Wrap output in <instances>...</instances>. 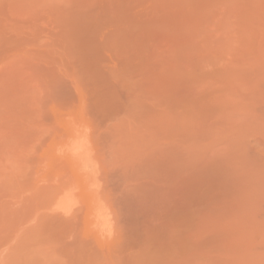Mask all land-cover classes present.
Instances as JSON below:
<instances>
[{"label":"rangeland","instance_id":"rangeland-1","mask_svg":"<svg viewBox=\"0 0 264 264\" xmlns=\"http://www.w3.org/2000/svg\"><path fill=\"white\" fill-rule=\"evenodd\" d=\"M0 264H264V0H0Z\"/></svg>","mask_w":264,"mask_h":264},{"label":"bare ground","instance_id":"bare-ground-1","mask_svg":"<svg viewBox=\"0 0 264 264\" xmlns=\"http://www.w3.org/2000/svg\"><path fill=\"white\" fill-rule=\"evenodd\" d=\"M96 67V66H95ZM96 69H98L97 67H96ZM96 69L94 70L93 69V71L95 72L96 71ZM97 73V72H96ZM98 75H100V74H98ZM100 77V76H99ZM99 77L97 76V78L99 79ZM97 81H103L102 80V77H101V80H97ZM100 84L102 85V82H100ZM105 85V83H103V86ZM97 90H99L100 91V89H99V87L97 88ZM106 91V90H105ZM97 92V91H96ZM101 93H102V95H103V93L104 92H102L101 91ZM106 93V92H105ZM98 94V93H97ZM94 95H95V93H94ZM115 95V94H114ZM113 95V96H114ZM99 96H101V95H99ZM104 96H106V94L104 95ZM104 96H101V99L104 97ZM110 96V98L112 99V96L111 95H109ZM95 97H96V95H95ZM105 98V97H104ZM115 98H116V96H115ZM96 99H99V97L97 98L96 97ZM106 100H107V97H106ZM105 100V101H106ZM116 100H117V98H116ZM116 100H115V102H112V103H116ZM112 101V100H111ZM111 101H110V103H111ZM98 102V101H97ZM108 102V101H107ZM106 102V103H107ZM101 104V103H100ZM108 104V103H107ZM119 104V103H118ZM102 106V105H101ZM106 107H107V105H105ZM117 106V105H116ZM97 107H100V106H97ZM109 107V106H108ZM107 107V108H108ZM104 108V107H103ZM111 108H113L112 106H111ZM116 108H118V107H116ZM109 109V108H108ZM108 109H106V110H108ZM100 110H101V107H100ZM106 110H104V111H106ZM113 110V109H112ZM104 113V112H103ZM110 113V112H109ZM114 113H112L110 116H112ZM117 114V113H116ZM107 113H106V116H109ZM112 118V117H111ZM114 119V118H113ZM115 122H117L116 120H114V123ZM120 122H122V121H120ZM116 124V123H115ZM120 124V123H119ZM114 126V125H113ZM117 126V125H116ZM115 127V126H114ZM114 127H113V129H114ZM117 128V127H116ZM119 128V127H118ZM64 130V129H63ZM70 131V130H69ZM72 131V130H71ZM74 131V130H73ZM77 131V130H76ZM114 131H115V129H114ZM74 133V132H73ZM73 133H71L70 132V134H67L69 137L71 136V134H72V136L71 137H74L73 138V140L74 141H72V138H71V141L70 142H72V144H71V146H70V149H68V151H67V149L65 150V151H67V152H69V150L71 151V153H72V155L76 158H79L78 160H80V161H82V160H84V158L82 159V157H85V159L87 158V156H88V154H86L87 153V151H86V149H87V145H85V143H84V140H82L83 138H80V137H78V136H76V135H74ZM116 133V132H115ZM130 133V132H129ZM133 133H135V131L133 132ZM64 134H65V132H64ZM76 134H78L77 132H76ZM132 134V133H131ZM158 134H160V133H158ZM74 135V136H73ZM80 136H81V134H80ZM127 136H129V135H127ZM134 136V135H133ZM135 136H136V134H135ZM83 137V136H82ZM138 137V136H137ZM69 139L68 137H66V135H65V139ZM85 138V137H84ZM127 138V137H126ZM129 138H130V136H129ZM133 138V137H132ZM146 138V137H145ZM137 139H139V138H137ZM142 139V138H141ZM159 139H161V138H159ZM123 140H125V139H123ZM128 140V139H127ZM130 140V139H129ZM134 140V139H133ZM143 140V139H142ZM118 141H121V140H118ZM132 141V140H131ZM160 141V140H159ZM158 141V142H159ZM66 142V141H65ZM122 143V142H121ZM131 143V142H130ZM136 143V142H135ZM141 143H143V142H141ZM160 143V142H159ZM67 144H68V142H67ZM133 144V143H132ZM144 144H146V142L144 143ZM63 145V144H62ZM65 145V144H64ZM69 145V144H68ZM142 145V144H141ZM120 146V145H119ZM131 146V145H130ZM62 147V146H61ZM65 147V146H64ZM63 147V148H64ZM123 147V146H122ZM135 147V146H134ZM139 147H141V146H139ZM63 148H60V151H61V149H63ZM66 148V147H65ZM68 148V147H67ZM124 148V147H123ZM119 149H121V148H119ZM145 149V148H144ZM143 149V150H144ZM90 150V149H89ZM140 150V149H139ZM139 150H138V152H139ZM142 150V149H141ZM140 150V151H141ZM157 151H159L158 149H156ZM144 153H145V151H143ZM142 153V152H141ZM161 152L159 151V154H160ZM87 156H86V155ZM138 154V153H137ZM143 154V153H142ZM64 155V154H63ZM69 154H67V155H64V156H67V157H70V155L68 156ZM66 157V158H67ZM77 158H76V161H77V163H76V161H74L73 163V165H71V166H75L76 164H79L78 162V160H77ZM142 158H144V157H142ZM142 158H141V160H142ZM65 159V158H64ZM69 159H71V158H67V160H69ZM82 159V160H81ZM73 160H75L74 158H72L70 161H73ZM83 162V161H82ZM82 162L80 163V164H82ZM71 163V162H70ZM76 163V164H75ZM72 164V163H71ZM79 164V165H80ZM84 164V163H83ZM76 167V166H75ZM75 167H74V169H75ZM78 167V166H77ZM84 175V174H83ZM88 175V174H87ZM113 175V174H112ZM80 176V178H81V176L82 175H79ZM78 176V177H79ZM86 176V175H85ZM110 176V177H109ZM108 177H109V179L110 178H113L114 179V177H115V175H113L112 177H111V174L109 175ZM90 177V176H89ZM84 178V177H83ZM79 180V179H78ZM81 180H82V178H81ZM110 180H112V179H110ZM115 180H116V178H115ZM114 180V181H115ZM83 181V180H82ZM87 181H89L88 180V178H87V180L85 179V181L83 182L84 184L85 183H87ZM111 182V181H110ZM117 181H115V183H116ZM112 183H114L113 181H112ZM87 185V184H86ZM95 194H97V193H95ZM91 195V194H90ZM94 195V194H93ZM98 195V194H97ZM96 195V196H97ZM90 197H92V196H90ZM89 197V198H90ZM94 198V197H93ZM97 198V197H96ZM98 198L97 199H91V200H89L88 201V204H86L84 207H85V209L87 210V213L86 214H84V218H86V223L88 224L89 223V217H90V220H91V217H94L96 214H97V212H98V209H99V206H101V205H99V203H98ZM101 200V199H100ZM107 201V200H106ZM100 202V201H99ZM86 206H88V207H86ZM84 213H85V211H84ZM51 215V214H50ZM54 215V214H53ZM57 216V215H56ZM51 217V216H50ZM58 217V216H57ZM54 218H55V216H54ZM67 218V217H66ZM69 218V217H68ZM68 218L66 219L67 221H69L68 220ZM72 219V218H71ZM76 219V218H75ZM75 219H74V221H75ZM64 220V219H63ZM65 220V221H66ZM61 221L62 220H60L59 219V221L58 222H60L61 223ZM65 221H63V223H62V225L64 224V223H66ZM72 222V221H71ZM76 222V221H75ZM74 223V222H73ZM69 224V223H68ZM67 225V224H66ZM65 225V226H66ZM70 225V224H69Z\"/></svg>","mask_w":264,"mask_h":264}]
</instances>
